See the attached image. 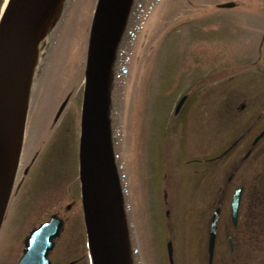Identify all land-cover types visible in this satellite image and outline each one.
<instances>
[{
  "label": "rangeland",
  "instance_id": "obj_1",
  "mask_svg": "<svg viewBox=\"0 0 264 264\" xmlns=\"http://www.w3.org/2000/svg\"><path fill=\"white\" fill-rule=\"evenodd\" d=\"M224 1L228 0H137L119 48L110 121L124 182L122 200L141 264H166V242L175 222L198 219L195 224L200 226L192 230L200 231L210 204L222 198V211L227 208L232 190L222 196L216 189L226 181L228 172L223 173L235 154L214 166L195 167L185 157L220 152L253 116L261 115L255 132L264 126V58L255 67L251 63L264 32V0H229L236 7L217 8ZM94 5L95 0H71L64 21L43 47L21 151L23 165L35 150L38 158L2 224L0 264H15L29 227L62 210L72 195L77 206L72 204L67 211L69 221L52 260L65 264L87 252L76 182L77 135ZM69 91L66 110L52 128L50 120ZM183 94L188 95L185 109L173 119L169 110ZM241 103L244 108L238 109ZM262 162L264 152L240 169L230 187L245 178L246 195L258 190L264 185L263 167H258ZM176 234L181 240L185 232ZM252 257H242L240 264H261L262 258ZM79 264L89 261L83 257Z\"/></svg>",
  "mask_w": 264,
  "mask_h": 264
},
{
  "label": "water",
  "instance_id": "obj_2",
  "mask_svg": "<svg viewBox=\"0 0 264 264\" xmlns=\"http://www.w3.org/2000/svg\"><path fill=\"white\" fill-rule=\"evenodd\" d=\"M51 1L9 0L0 18V226L18 166L25 124L23 89L28 86L30 65L27 57L24 58V52L27 55L24 45L27 40L38 41L33 32L45 19L47 4ZM130 3L131 0H97L86 53L79 162L84 220L94 264H127L130 261L106 130L107 77ZM220 6L231 7L233 3L226 2ZM55 18L49 28L55 25ZM63 106L64 103L56 117ZM237 202L235 194L232 199L233 214ZM109 207L119 218L121 255L113 250L106 236L103 218L110 220L107 215ZM215 220L216 215L212 228ZM62 224L61 219L52 216L34 228L26 237L22 256L16 264H50L48 254ZM113 225L116 227L115 223Z\"/></svg>",
  "mask_w": 264,
  "mask_h": 264
},
{
  "label": "flooded vegetation",
  "instance_id": "obj_3",
  "mask_svg": "<svg viewBox=\"0 0 264 264\" xmlns=\"http://www.w3.org/2000/svg\"><path fill=\"white\" fill-rule=\"evenodd\" d=\"M4 1L0 0V10ZM262 40H264V33ZM182 109L178 113H174V117H179ZM260 117L261 115H258L257 119L255 117L250 118L249 121L251 122L247 123L246 127L242 126L237 130L239 133L234 139L236 143L230 150L224 152V149L220 154L206 158V161L216 162L229 156L234 150L239 148L237 156L228 166L229 172L224 186H220L217 189L219 191L222 190L223 195L226 192L225 190L230 189L229 185L235 180L240 167L243 164L254 162L259 154L262 151L264 152L263 148L258 152L259 154L256 153L264 142V126L261 130L255 132V126L258 120L261 119ZM259 135L260 137L256 139ZM194 161L198 160L194 159ZM238 187L241 188L242 192L235 220L230 217V205H228L224 217H221L220 203L216 206V208H219V216L212 245V258L210 259L209 257L210 220L205 218L202 229L193 231L192 228L197 225L195 223L198 222V219H185L182 221L183 225H181L185 235L182 236L181 240L177 239V231L175 229L171 230L169 241L172 248V261H169V264H240L242 257L253 258L252 256H258L264 260V186H261L262 189L260 187L257 188L258 190L253 188L246 195V190L249 189H247L245 178H243L234 189ZM71 201L66 204L69 208L65 206L67 211H69L72 204L77 206L76 198ZM61 216L66 224L68 218L63 214ZM197 226H200V224ZM181 232L180 230L179 233ZM81 258L83 256L72 259L66 264H79ZM262 264H264V261Z\"/></svg>",
  "mask_w": 264,
  "mask_h": 264
},
{
  "label": "bare ground",
  "instance_id": "obj_4",
  "mask_svg": "<svg viewBox=\"0 0 264 264\" xmlns=\"http://www.w3.org/2000/svg\"><path fill=\"white\" fill-rule=\"evenodd\" d=\"M67 0H52L51 3L47 4V14L45 15V19L43 22H41L35 31L33 32L35 40L38 39V43L32 42L30 40H27L24 49L27 50V55L24 52V58L27 57L28 65H30L29 73H28V86L23 89L24 92V103H25V116H27L28 110L30 109L33 99H34V92L37 85V77L38 72L42 66L43 61V51L40 47V43L44 44L43 40L45 39L48 34L51 32V22L52 19L55 18V16L62 11L64 5L66 4ZM71 45L69 49V53L72 52ZM21 81V80H20ZM107 215L110 218V220H106L103 218V222L106 227L107 237L108 240H110L108 243H110V246L118 252L119 255L122 254L121 251V244L119 243V235L121 230L118 228L117 222H119V218L116 217L115 212L113 211L112 207H109L107 210ZM115 223L116 227L113 225Z\"/></svg>",
  "mask_w": 264,
  "mask_h": 264
}]
</instances>
